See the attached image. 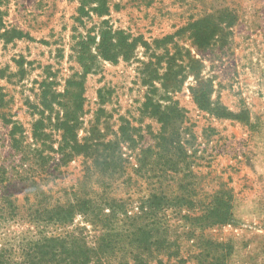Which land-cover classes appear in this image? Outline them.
<instances>
[{
	"label": "rangeland",
	"instance_id": "obj_1",
	"mask_svg": "<svg viewBox=\"0 0 264 264\" xmlns=\"http://www.w3.org/2000/svg\"><path fill=\"white\" fill-rule=\"evenodd\" d=\"M76 199L94 264H264V0H0L5 264Z\"/></svg>",
	"mask_w": 264,
	"mask_h": 264
},
{
	"label": "trees",
	"instance_id": "obj_2",
	"mask_svg": "<svg viewBox=\"0 0 264 264\" xmlns=\"http://www.w3.org/2000/svg\"><path fill=\"white\" fill-rule=\"evenodd\" d=\"M212 35L208 36H196V40L198 45L205 46L208 45L212 40ZM104 41H102L101 46L105 47ZM104 58L112 59L111 56L105 54ZM196 100L199 104L197 93L194 91ZM200 105V104H199ZM201 107V106H200ZM203 107V105H202ZM205 108V107H203ZM222 115L224 117L238 118V115L232 114L230 112H223ZM34 131V135H35ZM78 145V144H76ZM79 146V145H78ZM65 157V155H64ZM93 202L90 200H74L68 202L67 204L55 206L51 210H44L45 219L48 221H54L55 224L62 226L64 229V233L58 236H44L40 237L33 245L34 249H31L33 252L36 251L37 257H33V259H29L27 264H46L50 262L48 256L51 254L49 252L50 249L58 247L60 250V258L59 262L62 264H94L97 261H100L105 254L109 251V245L104 244L107 242L105 238H101L96 242V248L88 247V243L84 240L83 235H76L75 231L78 229L70 230L71 226H73L75 217L77 215L86 217L85 219H90L87 221L89 224L94 226L95 228L100 226L103 228L101 223V216L103 215V211L108 209L107 204H103V207H96L92 204ZM229 220V214L225 213L218 216L213 223H226ZM30 255V254H29ZM4 252L0 250V264H5L4 261Z\"/></svg>",
	"mask_w": 264,
	"mask_h": 264
}]
</instances>
